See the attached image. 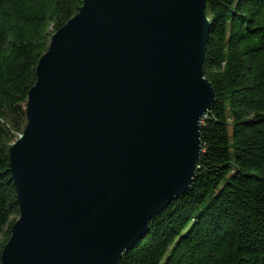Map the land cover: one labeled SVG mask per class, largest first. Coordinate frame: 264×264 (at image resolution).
<instances>
[{
	"label": "water",
	"instance_id": "1",
	"mask_svg": "<svg viewBox=\"0 0 264 264\" xmlns=\"http://www.w3.org/2000/svg\"><path fill=\"white\" fill-rule=\"evenodd\" d=\"M207 0H84L53 33L11 144L2 264H120L193 185L216 91Z\"/></svg>",
	"mask_w": 264,
	"mask_h": 264
},
{
	"label": "trees",
	"instance_id": "2",
	"mask_svg": "<svg viewBox=\"0 0 264 264\" xmlns=\"http://www.w3.org/2000/svg\"><path fill=\"white\" fill-rule=\"evenodd\" d=\"M84 0H0V264L19 217L9 150L53 33ZM206 113L192 187L120 264H264V0H207Z\"/></svg>",
	"mask_w": 264,
	"mask_h": 264
}]
</instances>
